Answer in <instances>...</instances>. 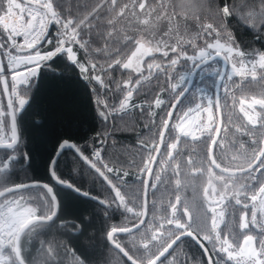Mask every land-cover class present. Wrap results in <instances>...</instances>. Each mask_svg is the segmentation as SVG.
Wrapping results in <instances>:
<instances>
[{
    "label": "snow or ice",
    "instance_id": "snow-or-ice-1",
    "mask_svg": "<svg viewBox=\"0 0 264 264\" xmlns=\"http://www.w3.org/2000/svg\"><path fill=\"white\" fill-rule=\"evenodd\" d=\"M197 70L211 77L206 87L191 84ZM66 81L85 90L100 130H65L37 161L24 150V116L46 83ZM255 84L264 85V0H0V264H264ZM139 118L150 137H138L130 184L110 154L109 123ZM188 138L203 155L185 159ZM38 165L44 179L29 175ZM69 197L85 205L79 214ZM81 236L102 248L95 262L64 242Z\"/></svg>",
    "mask_w": 264,
    "mask_h": 264
},
{
    "label": "trees",
    "instance_id": "trees-1",
    "mask_svg": "<svg viewBox=\"0 0 264 264\" xmlns=\"http://www.w3.org/2000/svg\"><path fill=\"white\" fill-rule=\"evenodd\" d=\"M243 39L251 40L252 37L245 35ZM254 46L260 47L261 43L257 42ZM210 82L211 77L205 74L204 79L202 80L200 73H198L194 79L193 85L206 87ZM262 86L264 85H250L249 91L255 93ZM207 90L209 95L213 94V89L208 88ZM220 95L223 96L222 89L220 90ZM53 96L56 97V99L50 101L49 98ZM143 99L144 97L142 95L135 98L137 103L142 102ZM229 103H231L230 100ZM38 105L39 107L37 109L30 111L28 115L24 116L22 122L23 139L27 142V148L24 150H31L36 153L37 161H39L41 154H44L51 149L50 141L56 135L65 130H71L74 133L80 134L87 133L88 135L93 134V129L97 131L100 130V122L92 119V113L88 108L85 90L74 86L71 82L66 81L59 84L46 83L44 88H42ZM37 111H39V116H36L35 114ZM239 115L242 116V114ZM34 119H40L42 121L43 127L41 129L37 130L31 126ZM145 123L146 120L143 118H139L138 121L134 123H129L127 127H124V125L120 124L118 121L116 122V127H113L112 122L109 123V130L113 132L115 140L117 141L116 148L110 150V154L114 157H119L122 162H126L125 168L130 172V176L128 177L130 184L135 181L136 169L135 167L128 168L127 164L131 163L133 158L137 164L140 162L138 137L145 140L150 137V133H148L147 128L144 127ZM133 127L135 128V131L132 130ZM109 144H111V139L109 140ZM179 147L186 154L185 159L187 158V154H191L195 159L198 154L203 155L204 152V145L199 142H194L190 138H188V144L186 146L181 144ZM126 153H130L131 155H127ZM65 162L67 165L65 172L67 173L72 170L71 156L66 157ZM20 174L23 176L22 171ZM72 174L75 176V172ZM29 175L44 179L43 167L41 165L36 166L34 170L29 171ZM82 184L86 190L92 187L87 178L82 181ZM98 189L99 186H97V190ZM187 194L190 196L191 191ZM157 195L158 197H163L166 202L168 192L162 190V192ZM66 204L69 212L72 214H79V211L85 207L82 200H76L70 197L66 198ZM121 219V217L117 216V218L111 222L119 223L121 222ZM64 242L70 246L74 245L78 248H87L88 251L86 255L93 262L100 258L102 248L97 247L98 242L88 241L87 236H81L78 240L67 237L64 238ZM192 251L195 252L196 250L192 249ZM65 264H68V262L66 261Z\"/></svg>",
    "mask_w": 264,
    "mask_h": 264
},
{
    "label": "water",
    "instance_id": "water-1",
    "mask_svg": "<svg viewBox=\"0 0 264 264\" xmlns=\"http://www.w3.org/2000/svg\"><path fill=\"white\" fill-rule=\"evenodd\" d=\"M221 67H223L222 64H221ZM198 73H199V70H197V74H198ZM195 77H196V76H195ZM195 77H194L193 80L191 81V84H193Z\"/></svg>",
    "mask_w": 264,
    "mask_h": 264
},
{
    "label": "rangeland",
    "instance_id": "rangeland-1",
    "mask_svg": "<svg viewBox=\"0 0 264 264\" xmlns=\"http://www.w3.org/2000/svg\"><path fill=\"white\" fill-rule=\"evenodd\" d=\"M205 119H206V116H205Z\"/></svg>",
    "mask_w": 264,
    "mask_h": 264
}]
</instances>
